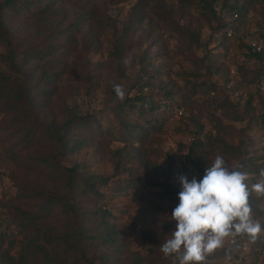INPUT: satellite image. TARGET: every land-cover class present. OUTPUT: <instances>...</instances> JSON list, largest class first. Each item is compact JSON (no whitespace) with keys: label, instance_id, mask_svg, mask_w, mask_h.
<instances>
[{"label":"rangeland","instance_id":"374dc122","mask_svg":"<svg viewBox=\"0 0 264 264\" xmlns=\"http://www.w3.org/2000/svg\"><path fill=\"white\" fill-rule=\"evenodd\" d=\"M5 1L0 0V6ZM15 1L24 6L28 0ZM58 1L50 11H45V3L41 2L34 17L3 11L2 21L13 41L17 68L5 61L8 48L0 37V72L13 78L12 83L21 81L29 82L30 88L37 86L32 88L34 108L3 112L0 101V256L6 252L16 258L33 237L35 224L26 220L25 213L43 217L47 228L55 229L56 234L74 232L83 225L81 219L70 222L58 204L47 212V202L66 194V188L61 177L42 164L45 159L59 162L62 178L66 169L79 165L78 172L86 180L96 181L101 195L89 192L82 196V211L102 208L111 213L115 217L111 223H116L129 238V247L123 252L105 247L97 240L86 242L89 258L105 253L110 264H132L138 253L143 257L142 264H163L160 245L176 227L175 221L165 220L164 214H171L179 203L176 193L182 190L179 175H186L189 181L204 176V171L196 169L187 155L192 141L206 139L209 133L218 135L212 116L215 114L234 128L220 135L230 146L250 143L251 156L253 151L264 153V131L250 123V116L264 112L257 101L256 110L243 115L242 122L227 119L223 111H216L217 99L229 95L232 102L238 103V111H244L243 102L237 101V92L243 93L246 79L254 76L246 40L242 43L236 38L224 39L223 31L215 34L217 22L201 10L198 0ZM237 1L248 7L241 33L258 32L264 26V0ZM121 36H125L122 57L114 58L113 46ZM25 51H41L47 58L31 57L25 67ZM52 64V71L62 72L57 80L45 84L40 81L42 69ZM24 67L31 81L22 80L20 72ZM141 78L143 82L153 81V88L144 93L160 100L171 92L173 105H180L182 108L178 110H183L184 115L178 116L177 110L159 114L161 128L148 130L147 138L140 134L145 137L143 142L124 143L119 138L96 137L76 153L63 156L58 152L48 136L52 126H59L75 115L90 114L95 115L103 129L113 132L118 120L112 108L134 95L133 87L140 86ZM116 84L124 88L123 101L111 94ZM211 84L222 90L212 91ZM234 89L238 91L233 92ZM125 111L131 112L129 120H132L133 111L128 107ZM135 122L145 125L142 119ZM249 125L251 128L245 130ZM213 144V148L200 152L205 157L204 167L217 154L229 166L239 163L238 150L228 154L220 144ZM99 179L109 182L103 184ZM248 183L251 185L253 181L249 179ZM254 217L264 224V216ZM100 221L101 216H97L94 223L85 224L91 234L101 227ZM133 227L158 240L156 250L161 256L151 254L152 245L132 237ZM241 245L237 240L235 244L226 242L225 248L216 250L208 264H237L231 260L232 254L245 257V264H264V254L256 260L258 250L250 240L242 248Z\"/></svg>","mask_w":264,"mask_h":264},{"label":"trees","instance_id":"16d2710c","mask_svg":"<svg viewBox=\"0 0 264 264\" xmlns=\"http://www.w3.org/2000/svg\"><path fill=\"white\" fill-rule=\"evenodd\" d=\"M41 2L45 3V11L52 10L55 5L59 3L58 0H28L26 5L22 6L15 0H6L2 5L4 7L0 6V37L7 45L8 55L5 57V61L8 62L11 67L17 68V56L13 49V41H11L9 37V29L2 21L3 11L7 9L8 12L15 13L19 16L34 17L37 15L35 12L36 6L38 7ZM198 4L207 16L217 22V26L214 29L215 34H219L223 31L225 36L224 39L236 38L238 41L245 43V40L248 38L258 35L264 40V26L256 33H245L244 31L241 33V26L245 20L244 14L248 11L246 4H241L237 0H198ZM217 7H220L219 12L216 10ZM30 12L31 15H28L27 13ZM225 12L227 15H225ZM235 14L238 15L237 19L233 18V15ZM229 33H232V37H229ZM194 39L199 40V37L194 36ZM124 41L125 36H121L114 44V58L122 57V45ZM245 47L247 49V44ZM24 57L26 60L24 59L23 62L26 67L30 63L29 59H31V57L43 59L45 57L47 58V55L41 51H33L32 53L25 51ZM249 57L252 61L251 65L254 66L251 68L254 76L250 80L246 79V86L243 85L244 88L241 89L243 90V93L239 94L237 92L236 97L238 98V102H243L244 111H238V103L236 104L232 102L230 95L217 99L219 103L216 107L217 110H215L223 111V116L225 118H230L235 122H242L245 120L243 115L247 116L249 113L252 114L254 110H256L254 106V102L256 101L260 105V110H262V112L264 110V93L259 89L261 81L264 80V60L259 55L249 54ZM25 67L21 70L20 75L22 76V80L28 82L31 80ZM52 68H54L53 64L48 69L45 67L42 69L40 81H44L46 84V82L50 83L52 80H57L62 71H52ZM36 71V68L32 70V79ZM12 80L13 78L6 77L3 72H0V101H3V109L1 111L12 113L22 109L27 110L30 107L34 108L35 104L32 97V88H35L37 85H33L30 88L28 85L29 82L27 84L22 83L21 81L12 83ZM151 82L153 81L143 82L141 78L138 84L140 86L133 87V90H135L134 95L130 98L127 97L125 101L121 102V104L119 103L112 108L114 116L118 120L113 132H110L109 129H103L95 115H75L59 126H52V129L48 134L50 140L55 143L58 152L63 156L82 150L96 137H99L100 139L108 138L109 140L119 138V140L124 143H130L133 141L143 142L145 137L147 138L148 136V130L152 129V131H155L161 128L159 114L162 115L164 112L166 113L167 110L173 112L176 110L178 111V109L182 108L180 105H173L171 92H166L160 100L152 98L149 92L144 93V90L148 89V91H150L153 88V83L151 84ZM211 89L216 93H218V90H222L219 86L217 87L212 84ZM235 91L238 90L234 89L233 92ZM111 94L113 96L116 95L114 89H112ZM125 107H128L133 111L134 115L132 120H129L131 112L126 113ZM147 114L152 116L147 118ZM127 116L128 119H126ZM135 116H137V118H134ZM136 119H142L143 124L145 125L142 126L140 123H136ZM212 119L216 122L218 135L214 137L209 133L206 136V139L192 141L193 143L190 145L187 155L188 160L196 169L204 171L205 157L203 154H200V152L208 147L213 148V143H218L220 144L222 151L225 153L231 154L235 150L239 151L240 158L238 164L241 165L240 170L247 172L250 176V180L253 181V183H256L259 178L260 168H264V153L260 154L259 151H253L254 153L251 156L249 148L252 145L250 143L247 146H245L243 142L239 147L230 146L225 140L220 138V135L221 132L226 131L227 134L229 129L234 130V128L225 125L222 122V119L217 118L215 114L212 116ZM252 122L264 131V112L260 114L258 113L257 117L250 116V123ZM250 125L245 130L251 128ZM143 133L145 135L144 138L140 136V134ZM255 153L258 155H255ZM42 164L51 168V172L55 175L60 176L66 188V194L58 196L57 200H49L47 202V212H49L48 210H50L52 205L58 204L63 213L66 214L67 218H70V222L81 219L83 225L74 232L67 230L66 232L61 231L56 234L55 229L47 228L46 223L43 221V217L36 213H25L26 220L31 224H35L33 237L24 244L21 252L16 258L11 257L9 253L4 252L0 256V264H95L96 261L98 264H110L108 255L105 253L100 257L89 258L84 244L92 240H97L103 246L105 245V247H114L117 248L118 252H123L129 247L130 243L126 233H124L116 223H111V220L115 218L111 213L103 211L102 208L92 212L82 211V196L89 192H92L95 196H101L96 186L97 182L91 178L87 180L83 178L81 173L78 172L79 165L66 169L68 174L66 173L64 178H62L63 173L59 168V162L56 161V163H52L43 159ZM99 181L103 184H107L109 179H99ZM130 186L134 185L131 184ZM176 193L178 199L179 191ZM250 203L254 215L260 217L264 216V198L257 197L253 193L250 198ZM97 216H101V227H99V229L96 228L94 233L91 234L90 229H88L85 224L87 222L94 223ZM66 226H69L68 219L66 220ZM131 235L134 239H140L142 242H147L152 245L154 248L152 247L151 254L161 256L159 251L156 250L160 244L154 236L152 237L147 232L134 227L132 228ZM248 240H250L248 237L245 238V240H243L242 237H237V241L242 245L246 244ZM251 242L253 243L252 247H255L258 250L256 255V260H258L264 254V236L261 234L254 242ZM242 245L241 248L243 247ZM86 246H88V244ZM215 254L216 251L209 255L207 259L211 260L214 258ZM161 259V263L163 264H171V262H174L175 260V258H165L164 256H161ZM231 260L237 264L246 263L245 257H241L240 254H232ZM175 262L176 264H179L178 261ZM142 263L143 257L136 253L133 257L132 264Z\"/></svg>","mask_w":264,"mask_h":264},{"label":"clouds","instance_id":"9594fccd","mask_svg":"<svg viewBox=\"0 0 264 264\" xmlns=\"http://www.w3.org/2000/svg\"><path fill=\"white\" fill-rule=\"evenodd\" d=\"M114 91L123 101V86L114 85ZM240 169L241 165L229 166L217 154L205 167L202 179L177 177L182 186L179 203L171 214H164L165 220L176 223L160 245L165 258H175L174 264H208V256L224 249L226 242L235 244L237 237L244 236L254 242L264 233V224L254 217L250 203L253 193L264 197V168L251 185L249 174Z\"/></svg>","mask_w":264,"mask_h":264},{"label":"built area","instance_id":"2783aa9c","mask_svg":"<svg viewBox=\"0 0 264 264\" xmlns=\"http://www.w3.org/2000/svg\"><path fill=\"white\" fill-rule=\"evenodd\" d=\"M216 10L219 12L220 7H217ZM225 15L227 13L225 12ZM234 19L238 18V15H233ZM229 37H232V33H229ZM247 44V54H252V55H259L263 58L264 60V40H262L258 35H255L253 37H250L246 40ZM259 89L264 93V80L261 81L259 85ZM178 116H183V110H178L177 111Z\"/></svg>","mask_w":264,"mask_h":264}]
</instances>
